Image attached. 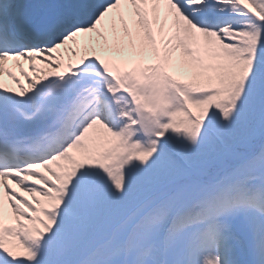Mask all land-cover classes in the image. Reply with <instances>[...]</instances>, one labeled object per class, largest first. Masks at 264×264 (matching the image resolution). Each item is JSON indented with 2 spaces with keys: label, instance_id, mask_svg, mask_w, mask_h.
Returning <instances> with one entry per match:
<instances>
[{
  "label": "snow or ice",
  "instance_id": "snow-or-ice-1",
  "mask_svg": "<svg viewBox=\"0 0 264 264\" xmlns=\"http://www.w3.org/2000/svg\"><path fill=\"white\" fill-rule=\"evenodd\" d=\"M0 264H264V0H0Z\"/></svg>",
  "mask_w": 264,
  "mask_h": 264
},
{
  "label": "bare ground",
  "instance_id": "bare-ground-1",
  "mask_svg": "<svg viewBox=\"0 0 264 264\" xmlns=\"http://www.w3.org/2000/svg\"><path fill=\"white\" fill-rule=\"evenodd\" d=\"M165 30L167 31V25L165 26ZM62 51H64L63 52V55L61 54ZM176 52H180L179 54H181V50L180 49H177ZM59 55H60V57H61V59H62V61H63V63L65 65L68 64V63H71L70 62V56L68 55L67 51L64 48H62V49L59 50ZM147 57H148V59H150L151 58V54L150 53L147 54ZM75 62H76V59H74V63ZM38 65H39V67H43V65H40V64H38ZM180 69L181 70H184L183 68H180ZM17 77L20 78V76H17ZM24 194H26V193H24ZM29 199H31V197H29Z\"/></svg>",
  "mask_w": 264,
  "mask_h": 264
},
{
  "label": "rangeland",
  "instance_id": "rangeland-1",
  "mask_svg": "<svg viewBox=\"0 0 264 264\" xmlns=\"http://www.w3.org/2000/svg\"><path fill=\"white\" fill-rule=\"evenodd\" d=\"M78 39L83 40L84 37L81 36V37H79ZM72 47H75V45H73V44L70 43V44H69L68 46H66L64 49L67 51L68 55L70 56V62H71V63H74V59L77 60V57H76V56H73L72 53L68 50L69 48H72ZM63 52H64V51L61 52L62 55H63ZM179 53H180V52H176V55L179 56V55H180ZM78 54H79V53H78ZM177 71H178V73H183L184 70H181L180 68H178Z\"/></svg>",
  "mask_w": 264,
  "mask_h": 264
}]
</instances>
